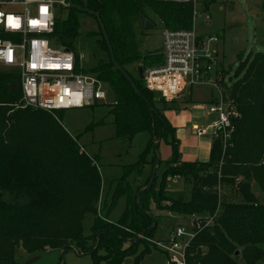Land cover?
Instances as JSON below:
<instances>
[{
	"label": "trees",
	"instance_id": "1",
	"mask_svg": "<svg viewBox=\"0 0 264 264\" xmlns=\"http://www.w3.org/2000/svg\"><path fill=\"white\" fill-rule=\"evenodd\" d=\"M70 1L80 9L68 6L66 18L55 20L51 39L73 52L80 17H93L98 30L89 34L96 36L97 47L104 57L83 71L95 75L113 92L114 102L108 114L112 117L115 137L130 139L138 132H146L148 139L138 159L124 166L126 175H134L131 182L119 181L110 196H101L100 173L94 156L81 150L76 138L67 134L62 125H59L62 130L57 132L55 122L37 112L44 111L55 119L63 110L47 112L21 107L20 89L11 87L19 81L18 76L11 71H0V263L23 264L15 257L17 247H21L31 257L46 250L57 249L63 253L72 248L89 254L93 264L101 260L121 264L128 256L136 264L151 248H156L151 240L159 218L151 214V203L156 209L172 211L177 217H195L200 224L191 226L194 234L186 264L263 263L264 201L254 195L249 183L252 181L264 193V163L261 162L264 158V52H248L244 58L237 55L238 64L224 94L234 104L238 116L232 122L225 148L219 140H213L207 162L181 161L175 130L163 114L165 102L125 66L136 63L145 69L162 63V55L156 50L139 52L135 23L151 22L150 15H153L166 28L190 29L192 3L184 0ZM200 1L205 7L216 0ZM92 12L98 13L115 61L127 72L140 94L133 91L111 62ZM160 140L171 147V156L165 161L159 159L156 166L154 143ZM145 166L148 174L139 182ZM154 168L153 181L147 186ZM167 176L178 177L190 186L187 198L182 192L166 188ZM221 186L236 187L240 200H220L218 188ZM100 196L101 216L96 207ZM120 199L123 209L116 219H111L110 214ZM163 201L169 205H163ZM87 213L93 215L88 235L82 228ZM209 217L210 223L204 225Z\"/></svg>",
	"mask_w": 264,
	"mask_h": 264
},
{
	"label": "built area",
	"instance_id": "2",
	"mask_svg": "<svg viewBox=\"0 0 264 264\" xmlns=\"http://www.w3.org/2000/svg\"><path fill=\"white\" fill-rule=\"evenodd\" d=\"M66 0H0V67L14 72L19 78L23 106L54 112L83 109L106 98L105 83L83 71L75 54L51 39L56 5ZM192 3V18L198 0ZM208 20V15H204ZM38 21L32 24L31 21ZM18 25V26H13ZM162 63L143 69L144 86L164 101L189 98L194 86H208L216 91L207 106L213 115L204 125L191 126L195 136L219 140L225 148L238 116L234 104L224 94L225 75L216 69L217 52L210 44L217 36L204 37L195 28L161 30ZM221 85V87H220ZM83 150V148H80ZM264 163V158L261 161ZM178 178V177H177ZM99 203L97 214L99 216ZM168 203V202H167ZM211 217L206 218L208 225ZM192 225L200 226L196 220ZM193 231L173 227L167 238L151 240L166 255V264H186V255Z\"/></svg>",
	"mask_w": 264,
	"mask_h": 264
},
{
	"label": "rangeland",
	"instance_id": "3",
	"mask_svg": "<svg viewBox=\"0 0 264 264\" xmlns=\"http://www.w3.org/2000/svg\"><path fill=\"white\" fill-rule=\"evenodd\" d=\"M200 4L195 6V15L192 18L191 26L192 28H197L198 33L204 37H218L217 42L210 44V49L217 52L215 68L222 70L225 75V83L228 84L231 82L237 67L238 54L244 58L248 52H264V0H216L205 7ZM68 6L67 1H65V6L56 5L54 7L53 12L56 21L66 18ZM204 15H208L209 19L205 20ZM80 22L79 33L73 44V53L76 54L79 65L85 69L95 64L99 57H104V53H101L97 47L96 36L89 34L97 33L98 30L93 17L81 16ZM149 23L151 27H146L145 21L143 24L141 20L135 23L139 43L138 48L141 53L154 49L159 50L161 45L162 26L160 21L153 17ZM125 68L129 73L136 74L133 64H128ZM0 71L10 72V70L2 67H0ZM105 86L106 98L104 101L94 103L83 109L62 111V114L55 118L56 121L44 111L37 112L49 116L55 122L57 132L62 130L61 126H59L62 125L65 132L74 136L77 143L87 154L94 156V162L100 173L101 196L105 194L110 196L119 181L122 183L124 181L131 182L133 179V174H125L124 166L132 164L138 159L139 154L145 147L148 134L146 132H138L130 139L127 137H115L111 123L112 117L108 114L110 105L114 102V95L106 83ZM206 88L210 87L206 86ZM212 90L216 95V91ZM195 91L198 93L197 96L207 93V90L201 87L195 88L194 93ZM20 106L24 107L22 99H20ZM207 106L208 104H206ZM167 108H169L167 103H164V109ZM29 128L32 130L33 126L30 125ZM165 145L162 141L157 144V150L162 161H165L166 158L160 149ZM161 167H159L160 170L162 169ZM160 170L156 174L157 178L160 177ZM147 174L148 168L140 177L139 182H143ZM165 181L167 189L182 192L184 198L188 197L190 186L184 184L182 179L175 176H167ZM249 185L254 195L259 200L264 201V193L260 192L252 181ZM218 192L220 200L222 198L234 201L240 200L236 187L221 186L218 188ZM101 196L100 202L102 201ZM98 203L99 201H97L96 207ZM162 204L168 206L169 202L163 201ZM123 206L124 203L120 199L112 210L110 218L116 219ZM150 209L151 214L159 218L153 239L167 238L168 233L176 226L188 232L191 230L192 223L195 220V217H177L172 211L156 209L153 203H151ZM92 218L93 215L87 213L82 220L83 233L86 235L90 234L89 228ZM101 252V250H98V253ZM15 257L18 262L23 264L31 258L21 247H17ZM29 264H93V262L89 254H79L74 249L67 248L63 253L57 249L43 251L38 259ZM98 264L107 263L101 260ZM121 264H134L133 257H125ZM136 264H166V255L157 248H151ZM261 264H264V262Z\"/></svg>",
	"mask_w": 264,
	"mask_h": 264
},
{
	"label": "crops",
	"instance_id": "4",
	"mask_svg": "<svg viewBox=\"0 0 264 264\" xmlns=\"http://www.w3.org/2000/svg\"><path fill=\"white\" fill-rule=\"evenodd\" d=\"M198 1L199 2L196 4H200L201 1L200 0ZM200 5H202V3ZM150 17L152 20L153 17L155 16L150 15ZM191 19H192V12H191ZM161 26L163 25L161 24ZM195 29L197 30V28ZM151 51H155V49L150 50L148 52ZM156 51L161 52V45L159 47V50L156 49ZM137 67L138 64L133 63V68L136 73L135 74L136 76L138 75ZM200 87L205 88L207 90V93L202 96L201 95L197 96L198 93L196 91L194 93V89ZM152 93L156 97L162 99L157 93L155 92ZM214 99H215V93L211 88H206V86L192 87L190 90L189 98H186L183 101L175 100V101L166 102L162 99L165 103H167L169 107L167 109H163V114L170 123V125L175 130L174 137L177 141L176 142L177 151H178L179 159L181 161L200 162V163H204L208 161L213 140H211L209 136H201V137L195 136L192 133L191 126L204 125L212 119L211 117L212 115L207 112L206 104L212 103ZM166 145L162 149H160L161 153H163V156L166 158L165 160L169 159V157L171 156V147L169 145L167 146ZM145 167H146L145 170H147L148 166Z\"/></svg>",
	"mask_w": 264,
	"mask_h": 264
},
{
	"label": "water",
	"instance_id": "5",
	"mask_svg": "<svg viewBox=\"0 0 264 264\" xmlns=\"http://www.w3.org/2000/svg\"><path fill=\"white\" fill-rule=\"evenodd\" d=\"M67 1V4L69 5V6H72V7H74V8H77V9H80V7L79 6H76V5H73L72 3H71V1L70 0H66ZM91 13V12H90ZM92 14H93V16L95 17V19L97 20V23L99 24V27H100V30H101V32H102V35H103V38H104V41H105V44H106V47H107V49H108V52H109V56H110V60H111V62L113 63V65H114V67L123 75V77L129 82V84H130V86H131V88L133 89V91L135 92V93H137V94H140V92H139V90H138V88L136 87V85H135V83L133 82V80L129 77V75L127 74V72L123 69V68H121V66L115 61V59H114V56H113V53H112V48H111V45H110V43H109V40H108V37H107V35H106V33H105V30H104V27H103V25H102V23H101V21H100V18H99V16H98V13H93L92 12ZM145 26L146 27H151V24L149 23V21L148 20H145ZM137 74H138V78L139 79H143V69H142V67L141 66H138L137 67ZM11 87L12 88H15V89H19V83L18 82H14L13 84H11ZM149 111L151 112L152 111V107L149 105ZM154 150H155V152H156V166L158 165V163H159V151L157 150V144H156V142L154 143ZM155 172H156V169L154 168L153 170H152V174H151V178H150V180H149V182H148V184H147V186H149L150 184H151V182L153 181V178H154V175H155ZM155 224V221H153V225ZM141 236V235H140ZM78 253V252H77ZM79 254H81V253H79ZM235 255L237 254V252H235L234 253ZM38 255H35V256H32L28 261H26L25 262V264H29V263H31L32 261H35L36 259H38Z\"/></svg>",
	"mask_w": 264,
	"mask_h": 264
},
{
	"label": "snow or ice",
	"instance_id": "6",
	"mask_svg": "<svg viewBox=\"0 0 264 264\" xmlns=\"http://www.w3.org/2000/svg\"><path fill=\"white\" fill-rule=\"evenodd\" d=\"M31 23L35 25V24H37L39 22L34 20V21H31ZM13 26H18V25H13Z\"/></svg>",
	"mask_w": 264,
	"mask_h": 264
}]
</instances>
